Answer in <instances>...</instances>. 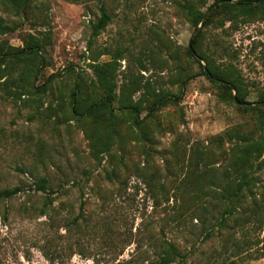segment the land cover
Here are the masks:
<instances>
[{
  "label": "rangeland",
  "instance_id": "374dc122",
  "mask_svg": "<svg viewBox=\"0 0 264 264\" xmlns=\"http://www.w3.org/2000/svg\"><path fill=\"white\" fill-rule=\"evenodd\" d=\"M215 1L107 2L111 18L96 36L95 0H31L20 14L0 3L12 27L0 31V48L21 46L27 33L48 36L33 87L18 91L16 74L0 78V188L46 177L52 198L0 199V264H158L167 241L178 252L169 264H264V152L256 202L216 227L221 205L211 199L231 172L237 137L264 133V106L255 103L264 90V0L251 16L217 7L201 27L199 49L237 78L247 108L188 52L195 28L181 5L204 12ZM110 60L117 98L138 101L143 123L116 112L117 131L105 137L100 124L71 113L70 99L74 82L87 99L101 94L96 72ZM160 91L180 98L151 110Z\"/></svg>",
  "mask_w": 264,
  "mask_h": 264
},
{
  "label": "trees",
  "instance_id": "16d2710c",
  "mask_svg": "<svg viewBox=\"0 0 264 264\" xmlns=\"http://www.w3.org/2000/svg\"><path fill=\"white\" fill-rule=\"evenodd\" d=\"M70 2H86L89 0H67ZM123 0H95V7L98 12V17L91 23V35H98L110 21L111 15L107 8V2L118 4ZM0 3L15 14L26 13L30 7L31 0H0ZM260 5L259 0H219L211 4L206 11L201 12L195 9L193 5L184 2L181 5V10L184 13L187 21L195 28V33L191 40L190 47L188 46L189 54L194 57L196 62L201 66L202 74L206 78L225 89L231 94L233 102L238 107H246L250 105L245 100L246 94L240 87L238 80L231 72H223L215 68L210 60L202 54L199 49V40L202 34L201 27L205 26L210 15L217 7L225 6L239 11L242 15L251 16L255 12V8ZM235 7V8H234ZM200 24V26H198ZM12 29L4 23L0 18V31L5 32ZM48 36L38 37L34 34L27 33L22 39L21 46H6L0 48V78L16 74L12 76L11 81L18 91H23L26 87H33L32 81L37 77L39 72L45 65V59L42 51L47 44ZM108 53V52H106ZM120 57V51L115 50L112 53V59L116 60ZM114 60L106 62V68L101 72H96L97 82L101 89V94L87 99L83 97L82 86L78 82H74L71 91L70 108L71 113L78 119L89 118L94 123L100 124L104 131L103 136L109 137L117 131V115L120 112L126 115L132 124L141 128L143 121L139 119V114L142 109L139 102L131 100L130 96L117 98L115 93L116 84L112 80V72L115 71ZM204 61V64H200ZM52 77L46 79V83ZM46 83L40 85L37 89L45 91ZM180 98L178 94H172L166 91H160L152 101L150 109H156L166 102H174ZM116 103V104H115ZM255 103L259 106H264V90L257 96ZM247 108V107H246ZM145 133V132H142ZM231 158V177L230 174H224V184L221 188L211 191V199L219 202L221 208L215 217L216 227L224 226L228 216L235 208L244 202H256L255 185L257 175L255 171L259 168L257 159L264 152V133L260 132L257 138L250 139L249 136L237 137ZM107 149V148H105ZM100 152V149H99ZM47 178L41 177L28 186L15 185L12 187L0 188V199H8L15 197L17 194L25 191H42L46 192L43 202L45 205L52 202V198L47 191ZM178 255L176 246L167 241L166 246L159 254L158 264H169L175 256Z\"/></svg>",
  "mask_w": 264,
  "mask_h": 264
},
{
  "label": "water",
  "instance_id": "95a60500",
  "mask_svg": "<svg viewBox=\"0 0 264 264\" xmlns=\"http://www.w3.org/2000/svg\"><path fill=\"white\" fill-rule=\"evenodd\" d=\"M195 31H196V30H195ZM195 31H194V33H195ZM190 43H191V39H190V41H189V47H190V45H191Z\"/></svg>",
  "mask_w": 264,
  "mask_h": 264
}]
</instances>
